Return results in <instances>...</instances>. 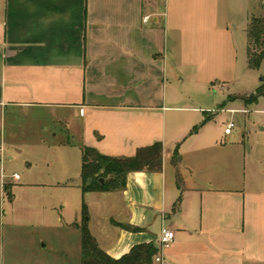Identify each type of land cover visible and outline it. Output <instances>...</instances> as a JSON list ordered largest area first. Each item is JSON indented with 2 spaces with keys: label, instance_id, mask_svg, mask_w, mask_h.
I'll return each mask as SVG.
<instances>
[{
  "label": "crops",
  "instance_id": "obj_1",
  "mask_svg": "<svg viewBox=\"0 0 264 264\" xmlns=\"http://www.w3.org/2000/svg\"><path fill=\"white\" fill-rule=\"evenodd\" d=\"M232 1L0 0V164L48 143L110 156L163 143L162 169L130 172L121 190L84 193L68 151L67 161H46L38 180L15 173L10 181L2 166L1 187L76 188L82 206L88 197L105 201L103 211L86 203L87 222L114 258L137 244L159 246L167 227L175 240L153 264H264V136L188 135L215 104L184 108L194 114L183 121L171 106L174 74L212 89L236 78ZM49 116L60 124L56 142Z\"/></svg>",
  "mask_w": 264,
  "mask_h": 264
},
{
  "label": "rangeland",
  "instance_id": "obj_2",
  "mask_svg": "<svg viewBox=\"0 0 264 264\" xmlns=\"http://www.w3.org/2000/svg\"><path fill=\"white\" fill-rule=\"evenodd\" d=\"M231 6L230 25L235 30L238 53L236 78L229 79L230 82L225 88L216 89L211 88L213 83L204 84L191 76L180 79L174 74L169 79V84L179 93L176 97L177 101L171 104L177 107L172 112L175 119L183 121L194 114L184 108H208L215 104V111L212 114L205 113L199 116L202 118L191 126L188 135L192 134L195 126H200L209 117L210 120L200 126L199 133H206L221 140L227 124L233 121L234 135L244 129L264 136V131L261 130L264 126V96L253 104H247L242 98L243 95L256 91L264 84V61L258 69H247V28L251 20L247 10H250L251 16L253 13L264 15V0H233ZM226 109H237V111ZM244 109L247 112H243ZM59 125L55 127L53 119L49 116L46 133H51L48 139L52 142L57 141L53 134L59 132ZM51 145L48 143L41 150H26L19 159L4 161L3 165L0 164V175L3 166L5 175L10 181L13 180L15 173L22 176L23 180L26 175L32 180H38L39 173L46 168L47 162L55 165L54 162L58 163L59 160H68L73 171L81 173L80 148ZM65 151H68V159L63 155ZM26 160L32 163L30 170ZM4 186L1 187L0 181V264H81V232L75 226L76 217L79 220L84 219L81 213L83 202L81 191L76 188L63 189L56 186L16 185L13 187L15 199L10 202ZM64 202L67 203L66 207L62 205ZM90 202L91 198L88 197L85 203L103 211L105 201L95 199L92 203L96 205ZM89 216L88 213L85 219Z\"/></svg>",
  "mask_w": 264,
  "mask_h": 264
},
{
  "label": "trees",
  "instance_id": "obj_3",
  "mask_svg": "<svg viewBox=\"0 0 264 264\" xmlns=\"http://www.w3.org/2000/svg\"><path fill=\"white\" fill-rule=\"evenodd\" d=\"M247 67L260 68L264 61V17H253L247 28ZM264 96V84L256 91L242 98L247 104L257 103ZM208 117L203 124L206 123ZM201 124L200 126H202ZM200 126L192 130L197 133ZM81 189L87 192H109L124 189L127 176L134 171H159L163 165V143L155 142L137 149L132 156H110L100 153L96 148L82 145ZM176 155V153H175ZM103 179V180H102ZM10 199L14 197L10 186H4ZM81 224L75 223L81 231L82 264H153L160 248L154 243L137 244L119 258L105 252L91 233L87 219V205L83 203Z\"/></svg>",
  "mask_w": 264,
  "mask_h": 264
},
{
  "label": "built area",
  "instance_id": "obj_4",
  "mask_svg": "<svg viewBox=\"0 0 264 264\" xmlns=\"http://www.w3.org/2000/svg\"><path fill=\"white\" fill-rule=\"evenodd\" d=\"M148 18H149L148 16L144 17V21H147ZM234 127H235V123L231 121L230 123H228L225 129V133L226 134L232 133ZM1 152H2V148L0 147V154ZM14 177L19 178L17 174H15ZM174 240H175V232L172 229L167 228V227L162 228L161 235H160V244H159L160 251L156 257L157 262H161L162 260L161 257H162V253L164 249L170 246V244L173 243Z\"/></svg>",
  "mask_w": 264,
  "mask_h": 264
},
{
  "label": "water",
  "instance_id": "obj_5",
  "mask_svg": "<svg viewBox=\"0 0 264 264\" xmlns=\"http://www.w3.org/2000/svg\"><path fill=\"white\" fill-rule=\"evenodd\" d=\"M103 180V179H102Z\"/></svg>",
  "mask_w": 264,
  "mask_h": 264
}]
</instances>
